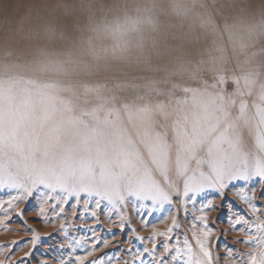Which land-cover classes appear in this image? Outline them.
Listing matches in <instances>:
<instances>
[{"label": "rangeland", "instance_id": "obj_1", "mask_svg": "<svg viewBox=\"0 0 264 264\" xmlns=\"http://www.w3.org/2000/svg\"><path fill=\"white\" fill-rule=\"evenodd\" d=\"M162 1L165 4H162ZM231 1L3 0L6 4L0 7V30L4 35L0 41V98L42 102L55 119L73 121L80 128L107 129L114 133L127 149L130 163L133 165H141L149 160L151 145L157 137L162 142L172 144L176 122L201 102H212L222 113L228 115L229 119H235L243 109L244 119L251 128L264 116V65L243 59V53L240 55L242 58L238 59L230 60L224 56L217 68L206 65L205 69L193 67L190 71L186 68L172 72L183 65L181 62L177 67L168 64L166 69L172 71L162 74L153 71L138 73L139 71H135L138 64L134 58L129 62H118L109 58L104 64H80V60L84 63L89 58L94 59L101 48L99 46L104 45V39L108 36L121 35L131 46L130 43L138 32V26L133 29L132 24H136L135 20L139 14L137 11L141 9L155 7L152 17L174 15L179 18L182 15L187 16L185 11L193 10L191 7H230ZM234 1L238 2L234 7H264V0ZM243 1L247 4H241ZM24 10L25 13L29 12L26 15H18L17 12ZM70 10L72 13L74 10L83 14L86 12L82 19L77 20L81 22L80 28L69 26L71 23L60 27L61 19L71 16ZM62 13L65 16L60 19ZM55 14H59L56 15L57 21ZM230 19L222 15L219 20L206 23L207 26L212 27L214 24L218 25L217 28L222 27L226 49L233 48L234 45L233 26L241 25L240 28H246L252 25L245 14L238 15L235 21L242 20L238 24H232ZM92 21L98 25V29L100 27V30L97 26L94 27L100 37L82 38L83 41H79L78 37L93 31L90 25ZM172 22L173 26L178 25L177 20L173 19ZM86 26L91 27L89 31ZM214 29L215 26L212 30ZM5 40L9 45L4 43ZM96 40H102L103 43L97 42V46ZM74 42L80 43L78 47L72 45ZM51 46H55L54 49ZM58 46H61V50ZM66 47L68 51L65 50ZM228 53L232 52L227 51L225 54ZM165 54L166 50L162 52V55ZM243 135L245 140L251 142L247 130ZM256 187L258 199L255 203L264 206V192L259 191L258 184ZM237 188L239 185L229 186L222 197L216 191L209 190L194 203L190 202L184 206H181L179 198H174L171 205H165L150 217L141 212L148 223L147 227L142 225L141 214H137L128 206L126 212L130 223L123 230L117 216L112 215L109 219L105 214L108 212L107 208L97 210V215L93 216L91 211H84L82 201L77 207L74 200L65 203L58 198L49 201L46 212L49 222L45 223V218L38 215L40 198L34 196L27 202H18L9 213L11 219L0 226V261L5 264H39L40 261L57 264L61 256L67 259L70 253L72 256L83 255V252L75 249L61 250L60 245L66 244L64 233L60 230L61 223H64L68 239H86V244L78 247H90L91 243H95L94 254L85 264H90L97 258L107 261L109 257H119V264H124L125 261L131 264L132 257L126 251L130 246L151 248V244L141 243L135 237L148 238L153 229L166 231L172 226L173 215L179 223V228L174 229V232L187 234L191 241V222L200 214L202 204L211 200L212 207L204 212L207 226L213 230L208 246L214 264H229L225 258L226 247L239 250L240 253L251 250L242 242L247 239L239 230L243 225L234 229L229 224V218L238 213L250 217L247 206L235 195ZM2 197L0 204L10 198L7 193H3ZM57 203H60L63 212L61 207H54ZM21 210L22 214L17 215ZM2 216L3 211L0 210V217ZM197 224L199 225V222ZM132 229L136 230L135 233ZM33 230L40 238L35 248L30 243ZM105 240L109 241L108 247H104ZM13 241L18 243L13 245ZM162 242L163 237H158L157 255H161ZM25 253L31 255L25 257ZM149 259L147 255L144 256V264H148Z\"/></svg>", "mask_w": 264, "mask_h": 264}, {"label": "snow or ice", "instance_id": "obj_2", "mask_svg": "<svg viewBox=\"0 0 264 264\" xmlns=\"http://www.w3.org/2000/svg\"><path fill=\"white\" fill-rule=\"evenodd\" d=\"M245 130L251 142L245 140ZM257 184L259 191L264 192V116L249 128L243 109L235 119H229L212 102H201L176 122L172 144L157 137L151 145L149 160L133 165L127 149L107 129L80 128L73 121L55 119L42 102L0 98V199L3 193L10 197L0 204V226L11 219L9 213L18 202L38 196V215L45 218V223L49 222V201L58 198L65 203L74 200L77 207L82 201L84 211H91L93 216L97 210L107 208L105 214L109 219L117 216L123 230L130 223L128 206L137 214L142 212L150 217L171 205L174 198H179L184 206L209 190L222 197L229 186L239 185L235 195L247 206L251 218L238 213L229 218V224L234 229L243 225L239 230L247 239L242 242L251 250L240 253L226 247L225 258L229 264H264V206L255 203ZM211 207V200L202 204L200 214L191 222V241L187 234L174 232L179 228L175 215L166 231L153 229L148 238L135 237L141 243L151 244V248L130 246L126 251L132 257L131 264H144L146 255L150 258L148 264H214L208 246L213 230L207 226L204 214ZM21 214L22 210L17 213ZM140 219L147 227L144 215ZM60 230L66 240V244L60 245L61 250L75 249L84 254L70 253L67 259L61 256L57 264H85L94 254L95 243L78 247L86 244L85 238L68 239L64 223ZM158 237H163L161 255L156 254ZM39 239L33 230V248ZM108 244L105 240L104 247ZM29 255L25 253V257ZM119 259L97 258L90 264H119Z\"/></svg>", "mask_w": 264, "mask_h": 264}, {"label": "bare ground", "instance_id": "obj_3", "mask_svg": "<svg viewBox=\"0 0 264 264\" xmlns=\"http://www.w3.org/2000/svg\"><path fill=\"white\" fill-rule=\"evenodd\" d=\"M162 2H161L162 4H165L164 1ZM0 4H1L0 7H2L6 3H4L3 0H0ZM237 4L238 2L232 0L230 7H203V9L198 7H191L193 10L188 9L189 11L187 10L185 11L187 16L183 17L182 15V17L179 18H177L174 15L152 17V11L154 10L155 7H147V9H141L137 11L139 14L136 17L137 20H135L136 24L134 23L132 24L133 29H135L134 26H138V32L136 33L135 35L136 37L133 39V42L130 43L131 46L128 44L126 39L122 38L121 35L115 33L116 35L111 37L108 36L107 38L104 39L105 41L104 45L102 44L103 41L100 40L103 46L102 45L99 46L101 48L99 49V52L94 57V59L93 57L92 60H90L89 58V60L87 59L88 61H85L84 63L79 58L77 59L81 61L80 62L81 65L85 64L86 66H89V65H99V64L107 63L109 61L107 59L109 58H112L118 62L120 61L129 62L132 58H134L135 59L134 61L137 62L138 64V67H136L135 71H139L138 73L140 72L150 73L149 71H153L154 73H158V74L165 73L166 71L171 72L172 70L166 69V65L172 64L177 67V64L179 62L182 63L183 67L180 66V68L178 69L176 68L172 72L181 71L186 68H188L187 71H190L193 70L192 69L193 67L205 69L204 67L206 65H209V67L214 66L215 68H217L220 65L219 61L224 56L228 57L230 60L234 58L238 59L242 53L244 54L243 56L245 57L243 59L250 60L255 64L264 65V7H234L235 5L237 6ZM241 4L246 5L247 3L243 1V3ZM124 6H125V2H124ZM157 8H161V7H157ZM28 12L29 11H27V13ZM69 12L68 14H70L71 16H69L68 18L61 19V16L64 17L65 15H63L64 13L60 15V19L62 20V23H60V27H64L68 23L69 24L71 23L69 26L72 25L74 27L77 26L80 28L81 22H77V20L79 21L78 18L82 19L86 12L84 14L79 10L76 11L74 10V13H72L71 10ZM17 13L18 15L27 14L25 13V10ZM239 14L240 15L245 14V16L251 20L252 25L246 28H240L241 25L238 27L233 26V28L235 29V35H234L235 41L233 43L234 45L233 48L230 47L226 49L227 46L224 45V31L222 27L217 28L218 25L216 26L214 24L211 27V26H207L206 23H209L210 21L215 19L219 20L222 15H225L228 16V18H231L230 22H232V24L233 23L238 24L239 22L242 21V20L235 21L238 18ZM56 15L59 14L54 15L55 20L56 19L58 20V17L56 18ZM86 16L92 17L93 15H86ZM122 16L123 15L121 14V17ZM173 19L174 21L177 20L178 23L177 26H173V22H172ZM94 21H92L90 24L92 25L91 27L93 28L89 27L93 29V31H90V33H86L81 37H78L77 39L79 41H83L82 38L91 39L92 37L94 38L96 37V39H98L100 37V35L97 34L98 31H96L98 29V25H95ZM54 23L58 24V22H54ZM95 26H97V29L96 28L94 29ZM214 26L215 29L212 30ZM98 30H100V27ZM3 36L4 35L1 33L0 30V41ZM97 42L98 40H96L95 43L97 44ZM4 43L9 45L7 40H5ZM19 43L22 44L21 41ZM79 44L78 42L72 43L74 47L75 46L78 47ZM89 45L90 43L88 44V48ZM51 47L53 48L55 46H51ZM60 47L61 46H58V49H60ZM65 50L68 51V47H66ZM164 50H166V54L162 55V52ZM227 51H231L232 53L225 54ZM86 66H84L85 69Z\"/></svg>", "mask_w": 264, "mask_h": 264}]
</instances>
